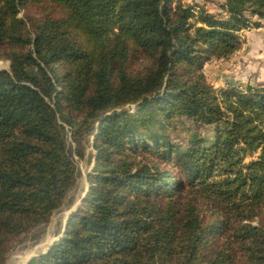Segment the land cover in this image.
<instances>
[{"label":"trees","instance_id":"trees-1","mask_svg":"<svg viewBox=\"0 0 264 264\" xmlns=\"http://www.w3.org/2000/svg\"><path fill=\"white\" fill-rule=\"evenodd\" d=\"M195 8L0 0V61L9 63L0 70V264L75 184L60 121L79 158L93 135L86 207L29 264H264V87L222 98L202 72L240 48L251 18L260 26L264 0H225V18ZM180 118L212 126L213 138L185 149L135 138ZM137 148L152 159L134 170L126 151ZM258 149L244 172L215 179Z\"/></svg>","mask_w":264,"mask_h":264},{"label":"rangeland","instance_id":"rangeland-1","mask_svg":"<svg viewBox=\"0 0 264 264\" xmlns=\"http://www.w3.org/2000/svg\"><path fill=\"white\" fill-rule=\"evenodd\" d=\"M184 5H195V11L198 8L204 9L209 14L216 17L225 18L223 5L225 0H180ZM259 22L257 18H251L249 27L241 30L238 35L242 39V45L230 57L225 59L211 60L203 65L202 72L206 81L219 92V96L224 98V94L220 91H228V89H236L244 93L247 86L253 88L264 87V20L260 21L259 27H254L253 23ZM9 67L8 61H0V70L7 71ZM127 107L123 108L126 110ZM130 112H134L132 108ZM119 111V110H118ZM161 116L156 117L159 119ZM65 129L66 145L72 154V160L77 170V178L75 184L68 193L66 202L50 217L46 224L39 225L32 229L29 233L21 235L13 244L12 248L6 254L3 264H29L37 256L44 254L55 242L63 236L65 225L70 215L78 208H85L82 200L89 191L90 180L89 174L92 173L94 167L93 156L96 149L92 147L93 135L87 137V141L82 142L83 157L79 158L75 154V143L72 140V128L60 121ZM155 125L152 129H157ZM165 130V131H164ZM163 131V132H162ZM164 133L165 139L162 138ZM214 131L212 126L196 125L187 118L174 120L163 130L156 131L149 135L148 132H139L136 139L146 141L151 148H155L154 142L161 143L168 141L179 149H185L190 141L195 138H204L211 140ZM161 139V140H160ZM130 160H134L135 167L138 168L139 163H148L150 161V152L137 148L134 151H126ZM260 150L254 152L240 153L236 155L235 165L230 167L220 166L214 174L215 179L224 178L238 169L245 171V166L251 161L257 160ZM148 161V162H147ZM232 177V175H231ZM70 200V202H69ZM252 225L258 223V218L250 221Z\"/></svg>","mask_w":264,"mask_h":264}]
</instances>
